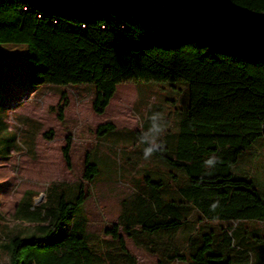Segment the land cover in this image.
Returning <instances> with one entry per match:
<instances>
[{"label":"trees","instance_id":"obj_1","mask_svg":"<svg viewBox=\"0 0 264 264\" xmlns=\"http://www.w3.org/2000/svg\"><path fill=\"white\" fill-rule=\"evenodd\" d=\"M4 45L27 47L31 86L94 87L97 114L123 83L183 82L189 90L178 127L153 154L179 171L169 178L176 197L162 195L169 181L147 178L122 202L115 228L102 239L90 235L85 204L100 169L88 156L82 180L49 184L45 203L31 213L43 222L41 236H15L11 264H139L121 228L159 264H250L242 249L252 251L253 264L263 261L264 198L233 168L264 140V0H0ZM69 104L63 92L49 111L64 122ZM42 127L36 122L34 134ZM115 130L104 124L97 133ZM71 150L69 136V168ZM213 155L219 163L206 168Z\"/></svg>","mask_w":264,"mask_h":264},{"label":"rangeland","instance_id":"obj_2","mask_svg":"<svg viewBox=\"0 0 264 264\" xmlns=\"http://www.w3.org/2000/svg\"><path fill=\"white\" fill-rule=\"evenodd\" d=\"M26 52L24 45L0 46V264H11L15 236H41L43 222L31 213L45 203L50 183L75 184L82 180L88 156L97 163L100 173L96 182L88 186L87 232L99 239L119 223L122 202L133 199L138 193L136 187L141 183L146 186L147 178L170 182L163 196L178 195L174 180L169 178L179 171L155 156L144 160L146 145L139 143V136L150 127L148 117L156 111L164 115L167 131L178 127L189 105L186 83H123L106 112L97 114L92 109L95 89L90 85L31 86L24 70ZM63 92L70 104L61 122L57 113L49 110L59 104ZM36 122L43 123L38 135L34 134ZM104 124H113L116 130L99 136L97 130ZM69 136L72 168L63 157ZM257 149L264 154V140L253 146L248 157L254 154V158ZM261 182L264 195V175ZM119 235L139 264H159L158 255L139 247L122 228ZM259 264H264V259Z\"/></svg>","mask_w":264,"mask_h":264},{"label":"clouds","instance_id":"obj_3","mask_svg":"<svg viewBox=\"0 0 264 264\" xmlns=\"http://www.w3.org/2000/svg\"><path fill=\"white\" fill-rule=\"evenodd\" d=\"M148 119L150 127L147 131H142L139 136V143L146 145L143 148V158L146 161L150 160L153 154L163 151L164 143L161 137L165 134L168 127L164 115L160 112H153ZM217 163H219V158L213 155L204 162V166L206 168H214ZM218 206L219 201H216L211 205V209L214 211Z\"/></svg>","mask_w":264,"mask_h":264},{"label":"crops","instance_id":"obj_4","mask_svg":"<svg viewBox=\"0 0 264 264\" xmlns=\"http://www.w3.org/2000/svg\"><path fill=\"white\" fill-rule=\"evenodd\" d=\"M258 142V141H257ZM257 142L255 144H257ZM254 144V145H255ZM253 150V147L250 149ZM250 150L248 152H250ZM261 149H257V152L255 153V157L253 158L248 157V152L243 154L238 163L234 166L233 168V173L239 177V178H248L252 180L256 186L259 188L260 193L262 197L264 198L263 193L261 192L260 186L263 184L261 182V177L264 175L263 174V168H264V154L260 152Z\"/></svg>","mask_w":264,"mask_h":264},{"label":"built area","instance_id":"obj_5","mask_svg":"<svg viewBox=\"0 0 264 264\" xmlns=\"http://www.w3.org/2000/svg\"><path fill=\"white\" fill-rule=\"evenodd\" d=\"M238 226V223L236 222V223H234V228H233V230L236 228ZM233 230H231L230 231V236H233ZM238 249H241L240 247H237ZM242 250H245V251H247L248 252V254L250 255V257H251V261H250V264H253V253H252V251H248V250H246V249H242Z\"/></svg>","mask_w":264,"mask_h":264}]
</instances>
